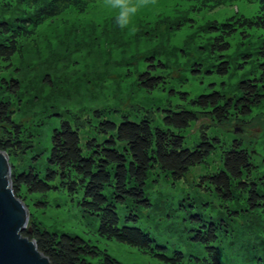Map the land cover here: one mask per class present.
Returning <instances> with one entry per match:
<instances>
[{"label":"rangeland","instance_id":"374dc122","mask_svg":"<svg viewBox=\"0 0 264 264\" xmlns=\"http://www.w3.org/2000/svg\"><path fill=\"white\" fill-rule=\"evenodd\" d=\"M195 4V0H123L120 4L114 0H95L85 10L70 8L45 20L34 35L23 38L9 60H0L3 84L0 95L9 100L12 118L30 139L25 153L11 156V166L20 169L32 163L36 168H44L51 131L61 119L57 113L69 118V112L83 117L95 107L134 110L169 99L188 105L179 91H189V97L214 85L228 92L239 79L256 74L259 61L264 59L259 53L263 30L251 27L245 36L236 32L229 37L227 49L213 51L210 42L214 32L208 25L214 19L222 21L230 15H254L257 0H229L215 8H196ZM17 7L16 2L0 6V19L19 13ZM149 57L161 60L165 67L157 71L169 77L153 90L138 83V75L146 69ZM221 58L229 59L227 73L206 72L207 66ZM194 63L201 66L200 72L191 69ZM13 79L17 85L8 86ZM170 86L176 90L175 94L169 93ZM105 116L116 121L121 118L117 111L106 112ZM250 116L243 124L234 121L217 124L210 126L208 132L217 131L226 139L240 137L259 160L264 154V100ZM206 121H192L184 130L187 145L197 139L199 125ZM208 165L216 166L215 154ZM204 169L196 165L185 181L172 182L164 175L157 181H149L146 195L151 204L139 207L137 224L171 250L179 248L201 256L206 249L191 236L194 233L191 226L198 224L191 214L202 212L223 218L227 224H219L222 229L218 228L215 241L222 263L264 264V210L250 213L239 208V204H231L230 208L238 209L239 215L232 217L220 211L222 204L216 195L194 185ZM22 194L28 209L27 226L33 221L59 232L79 234L121 264H173L136 246L100 235L98 217L79 205V193L70 195L60 188L50 189L46 194H30L23 189ZM40 199L47 201V205L38 206L36 200ZM118 210L123 214L122 206ZM89 260L98 264L99 257Z\"/></svg>","mask_w":264,"mask_h":264},{"label":"trees","instance_id":"16d2710c","mask_svg":"<svg viewBox=\"0 0 264 264\" xmlns=\"http://www.w3.org/2000/svg\"><path fill=\"white\" fill-rule=\"evenodd\" d=\"M94 1L0 0V6L16 2L20 8V12L12 17L0 19V60H9L18 51L20 41L34 35L45 20L70 8L85 10ZM228 1L195 0V7L215 8ZM257 2L258 10L252 16L230 15L222 21H211L208 27L214 32L210 42L213 51L216 48L219 51L227 49L229 37L236 32L245 36L249 34V28L259 27L264 33V0ZM259 53L264 56V36ZM258 65L256 74L239 79L234 89L228 92L214 85L189 97V91H179V96L186 99L188 105L173 103L169 99L166 103L141 105L134 110L95 107L83 117L71 112L70 118L57 113L61 119L51 131L44 168H36L32 163L20 169L12 165L11 185L16 186L18 196L23 195V189L30 194H46L50 189L60 188L70 195L79 193V205L98 217L97 232L100 235L136 246L163 261L223 264L215 241L219 236L218 228L222 229L219 224H227L226 219L202 212L191 214V218L198 221L197 225L191 226L194 229L191 236L203 243L206 249V253L200 256L179 248L171 250L168 245L158 242L148 230L137 224L138 210L140 206L151 204L146 195L149 181H157L161 175L172 182L185 181L196 165L205 169L197 175L194 185L207 194L213 192L222 204L220 211L232 217L239 215L238 209L230 208L231 204H239V208L250 213L264 210V154L256 160L253 150L240 137L226 139L217 131L208 132L210 126L217 124L247 122L254 108L262 103L264 59ZM164 67L161 60L149 57L146 69L138 75L140 86L153 90L168 81L167 75L157 71ZM191 69L200 72L201 66L194 63ZM228 69V58H221L205 68L206 72L220 74L227 73ZM15 81L13 79L8 86H16ZM2 86L0 83V88ZM175 91L169 87L170 94H175ZM12 110L9 100L0 95L1 150L10 149V156H18L26 152L30 139L21 124L12 118ZM116 111L121 114L119 121L105 116L106 112ZM200 119L208 121L200 123L199 136L192 145H187L184 130L192 121ZM214 154L216 166L211 168L208 163ZM190 200L194 202V198ZM209 203L205 201V204ZM36 204L43 207L47 201L36 200ZM118 206L123 207V214L119 213ZM27 232H30V237H38V248L51 256L53 264H91L89 257H99L98 264H121L117 258L79 234L59 232L33 221L22 234Z\"/></svg>","mask_w":264,"mask_h":264},{"label":"water","instance_id":"95a60500","mask_svg":"<svg viewBox=\"0 0 264 264\" xmlns=\"http://www.w3.org/2000/svg\"><path fill=\"white\" fill-rule=\"evenodd\" d=\"M10 149L2 151L0 145V264H53L52 258L38 248V237L27 227L28 209L25 196H18L11 185Z\"/></svg>","mask_w":264,"mask_h":264},{"label":"clouds","instance_id":"9594fccd","mask_svg":"<svg viewBox=\"0 0 264 264\" xmlns=\"http://www.w3.org/2000/svg\"><path fill=\"white\" fill-rule=\"evenodd\" d=\"M114 2L117 3V4H120V3H123V0H114ZM121 26L123 27L124 24L122 23Z\"/></svg>","mask_w":264,"mask_h":264}]
</instances>
